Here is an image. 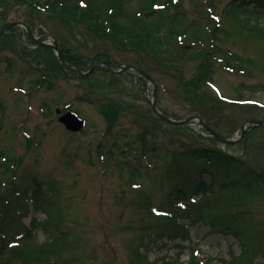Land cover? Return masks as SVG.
<instances>
[{
	"label": "rangeland",
	"instance_id": "rangeland-1",
	"mask_svg": "<svg viewBox=\"0 0 264 264\" xmlns=\"http://www.w3.org/2000/svg\"><path fill=\"white\" fill-rule=\"evenodd\" d=\"M31 1L35 2L0 0V27L23 20L41 40H68L67 43L88 60L84 66L88 68L83 71L91 69L90 58L98 52L109 53L118 63L138 65L156 80L157 104L163 111L180 118L196 111L222 135L241 139L225 144L208 136L209 132L198 124L188 123L182 127L161 121L150 106L152 86L144 76L131 72L117 76L113 71L101 69L86 79V76L76 78L63 71L54 72L50 65H45L50 60L47 50L33 43L24 27H11L0 34V151L3 154L0 162L9 161L12 169L4 176V168L0 166V207L7 208L4 198L9 192L11 204L20 206L18 209L25 214L21 218L18 209L11 211L6 232L15 233L22 224L30 225L33 211L28 210L27 202L20 205L12 187L25 188L31 184L32 176H36L52 181L61 190V202L56 203L54 209L63 216L61 226L68 231L69 241L59 264H146L143 256L153 264H163L171 257L182 263L196 255L193 250L199 252L195 256L198 261L207 256L213 264H222L224 259L231 258V252L239 255L243 243L252 249L255 246L264 250V191L263 195L254 196L241 222V216L238 224L234 222L239 230L250 232L249 242L242 237L243 243L233 235L211 229L208 222L191 223L188 238L177 234L162 238L159 235L168 226L163 222L173 217L165 215L161 222L160 217L153 215L150 208L153 205L145 204L149 199V204L172 211L176 207L170 204L172 199L168 193H172L180 181L186 182V192L192 195L202 161L194 158L183 161L178 157V152L189 146L221 147L264 171V125L238 133L241 124L249 119L264 117V108L258 106V103L264 104L263 39L245 37V31L236 32L235 45L230 41L226 46L250 58L247 72L226 71L218 62L209 71L211 78L205 82L196 73V61L181 68L161 65L135 48L114 41L112 36L94 31L89 25L51 17L46 10L30 4ZM44 1L35 3L42 5ZM226 1L216 0L217 9ZM202 3L203 0H184L180 9L187 13L188 21H199L197 17L206 15ZM254 16L264 20V15L253 11H246L243 17L254 21ZM46 70L51 77L44 81ZM91 83L105 85V90L91 88ZM223 93L246 103L216 106L218 95ZM110 100L120 106L123 104L125 109L118 110L121 111L119 120L107 133L108 122L101 109ZM69 104L70 109L87 121L79 133L68 131L55 111L58 106L60 112H65ZM144 132L149 140L146 146L149 164L138 158L143 146L138 133ZM126 142H131L134 148L128 157L121 152L126 149ZM108 149L113 150V159H107ZM125 158L139 167L140 175L132 177L127 167L119 165V161L124 164ZM203 179L208 180L205 175ZM135 182L140 187L134 188ZM251 189L250 194L254 188ZM212 190L213 196L219 195L217 187ZM195 197L201 198V195L195 194ZM221 208L219 211L233 210L230 205ZM36 216L39 221L46 218L42 212ZM188 219L183 214L179 223H187ZM36 231V240L41 242L48 237L42 228ZM263 260L262 254L257 253L256 264H262ZM24 262L18 253L9 251L4 264L28 263Z\"/></svg>",
	"mask_w": 264,
	"mask_h": 264
},
{
	"label": "trees",
	"instance_id": "trees-1",
	"mask_svg": "<svg viewBox=\"0 0 264 264\" xmlns=\"http://www.w3.org/2000/svg\"><path fill=\"white\" fill-rule=\"evenodd\" d=\"M17 1L24 2V0ZM35 2L31 1L30 4L33 3L37 7L39 6L41 10H46V13L51 17L54 15L65 18L67 21L75 20L77 23L89 25L94 31H101L105 36H112L111 38L114 41L135 48L141 54L161 65L181 68L190 62L196 61L197 63L194 64L196 73H199L201 79L205 82L211 78L212 74L209 71L218 62L233 72L247 71V66L251 63L250 58H246L243 54L238 51L234 52L226 46L230 41L233 43L232 46L235 45L236 38H238V36L235 37L236 32L245 31V37L255 40L263 39L264 41V20L259 19V16H254V21L251 18L245 19L243 17L246 11L264 15V0H228L219 9L216 7V0H203L201 7L205 8L206 15L202 18L197 17L199 21L196 19L187 20V13L180 9L184 0H45L42 5L41 2H38V4ZM196 10L200 9L196 8ZM203 19L206 20L202 21ZM12 29H16V27L13 26ZM68 46L70 47L64 49L63 56L80 69H87L88 67L85 68L84 66L87 65L88 60L78 49L75 50L69 44ZM41 48L47 50V57L50 59L49 63L47 62L45 65H50L54 72H64L53 49L44 45ZM106 55L105 52H98L96 60L106 61L108 65L114 66L113 58ZM90 63L93 64L94 61L90 60ZM101 69L109 71L106 66L98 65V68L88 74L86 79L92 78ZM70 70L71 72H77L74 68H70ZM126 73L115 74L123 76ZM49 74L46 70L45 77H49ZM89 85L91 88H99L100 91L105 90V85L94 83ZM106 103L108 104L102 106L101 110H103L104 117L108 122L107 133H110L119 120L121 111L118 110L122 109L123 112L125 108L123 104L121 106L114 104L112 100ZM221 103L226 104L219 98L216 106ZM139 139L144 142L145 149V145L148 143L146 134H139ZM129 145L131 146V142H129ZM130 150V148L123 149L121 152L125 156H129ZM106 152L107 159H113V150L108 149ZM180 153L186 159L193 157L198 160L205 159L210 165H205L200 169L201 172H205L210 176L211 181L208 183L201 178L198 179L193 187V192L199 196L201 195L200 200L190 202V206L184 204L180 209H176L174 217L178 218L185 214L190 223L202 224V222H208L212 229L214 228L219 233L233 234L241 243H243L242 237L244 239L248 238L249 242L250 232L248 234L246 230H239L238 226H234V222L238 224L237 220L240 216L239 221L241 222L249 211L248 208L252 205L255 195L258 193L263 195L264 171L250 165L242 156L229 154L222 148L211 145L190 146ZM0 154L3 155L2 152ZM5 160H7V157ZM119 165L122 168L127 166L132 177L140 174L138 167L131 165V162L126 158L124 164L122 165V162L119 161ZM0 166L4 168V176H7L12 170L9 161L0 162ZM217 178L219 181H217ZM133 180L131 179V181ZM213 187L220 190L218 196L216 194L213 196ZM251 188L254 189L250 194ZM14 190H18V194L22 192L21 197L25 201L28 199L26 202L31 199L35 211H42L47 217L40 222L37 217H33L30 226L22 225L19 227V231L15 233L6 232L9 214L16 208L11 204L8 197L9 192H7L6 198H4L7 202V208L0 207V264H4L9 251L18 253L26 261L24 263L28 262L27 264H40L42 262L59 264L68 248L69 241L68 231L65 232L61 226L64 220L63 216L54 209L55 204L61 197V190H58L51 182H44L37 177L32 178L31 185L23 191L13 186L12 191L15 192ZM177 192L176 196H171L170 203L181 198L184 200L188 198L184 184L179 185ZM21 197L18 196L17 198L20 199ZM22 202L20 199V205H23ZM149 203L150 200L147 199L145 204L150 206ZM246 204L248 205L243 207ZM226 205H230L233 210L224 209L219 211L222 206ZM10 206H13V208L10 209ZM24 209H27V207L24 206ZM155 216L160 217L161 222L165 219L163 214ZM174 217L169 222H163L168 226H165V230L159 236L163 238L166 235L176 236L177 234L188 238V224L178 223ZM37 228H42L49 237L41 242L36 240L34 235ZM20 233L22 234L18 239L21 240L20 244L11 247L9 242L14 240L15 236ZM253 247L252 249L243 243L241 253L234 255L231 252V258L224 259L222 264H255L256 254H262L264 258V250ZM143 257L147 261L146 264H153L148 261V258ZM261 263L264 264V260ZM163 264H213V261L209 258L201 263L194 256L190 261L181 263L178 260L171 259L169 261L165 260Z\"/></svg>",
	"mask_w": 264,
	"mask_h": 264
},
{
	"label": "water",
	"instance_id": "water-1",
	"mask_svg": "<svg viewBox=\"0 0 264 264\" xmlns=\"http://www.w3.org/2000/svg\"><path fill=\"white\" fill-rule=\"evenodd\" d=\"M15 24H17V25H21V24L22 25H25L28 28V33L31 36H33L30 27H28L22 21L21 22H13V23H10V25H7V26L3 27L2 29H0V34L2 32H4L5 30L10 29V26L15 25ZM41 43L42 44L50 45L46 41H43V42L41 41ZM51 46L52 47H55L58 50V47H57L56 43L54 45H51ZM58 55H59V58H61V60L63 62H65V59L62 56V54L61 53H58ZM127 68L128 69L132 68V69L137 70L139 72H143L144 75H146L147 78L153 83L154 92H153V99H152V107H153V109L155 110V112L157 113V115L159 117H162L164 120H166V121H168V122H170V123H172L174 125L181 124V123H186L187 121L194 120V119H198L202 123L201 118L199 116H195V115L187 116L185 119H174V118L169 117L166 114H164L160 110V108L157 106V98H158V96H157V85H156V82H155L154 78L151 77L150 75H148L147 73H145L143 70H140L138 67H136L134 65H130ZM60 121L61 122H64V124L66 125V127L69 128V129H71V130H73V131H79L84 126V123H85V121H83L82 119L78 118L77 115H75L73 112H70V111L68 113L64 114V115H61L60 116ZM254 122L257 123V124H262V123H264V119H262V120H254ZM254 125L255 124H252L249 128L253 127ZM207 127L215 134V136H217V138H220L221 140H223L225 142H229V140L225 139L224 137H222L220 135L218 136L216 134V132L213 129H211L209 126H207ZM243 128L245 129V125L243 126Z\"/></svg>",
	"mask_w": 264,
	"mask_h": 264
},
{
	"label": "bare ground",
	"instance_id": "bare-ground-1",
	"mask_svg": "<svg viewBox=\"0 0 264 264\" xmlns=\"http://www.w3.org/2000/svg\"><path fill=\"white\" fill-rule=\"evenodd\" d=\"M67 41L68 40H64L63 42H59L57 39H54V41H53V43H56V45H57V47H58V53H63V51H64V49L66 48V47H70V46H68V43H67ZM71 65V67L72 68H76V67H78L77 65H75L74 63H72V62H69ZM113 65L114 66H116V67H119V66H121L122 67V72H125L126 70H127V67L128 66H130V65H134V66H138V65H135V64H133V63H130V64H125V63H118V62H114L113 61ZM79 68V67H78ZM134 74H137V73H139V71H137V70H134V72H133Z\"/></svg>",
	"mask_w": 264,
	"mask_h": 264
}]
</instances>
